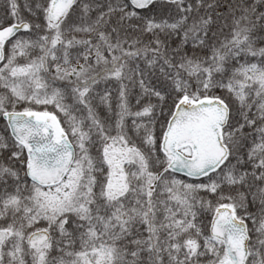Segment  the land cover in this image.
<instances>
[{
	"label": "snow or ice",
	"instance_id": "snow-or-ice-1",
	"mask_svg": "<svg viewBox=\"0 0 264 264\" xmlns=\"http://www.w3.org/2000/svg\"><path fill=\"white\" fill-rule=\"evenodd\" d=\"M0 121V264H264V0H0Z\"/></svg>",
	"mask_w": 264,
	"mask_h": 264
},
{
	"label": "trees",
	"instance_id": "trees-1",
	"mask_svg": "<svg viewBox=\"0 0 264 264\" xmlns=\"http://www.w3.org/2000/svg\"><path fill=\"white\" fill-rule=\"evenodd\" d=\"M111 87L113 88V95H115V89H116V85L112 84ZM50 111H56L54 108H52L51 106L49 107ZM57 115H60L59 112H57ZM101 115H103V112H101ZM2 121H0V131H2ZM181 178H183V176L181 175ZM249 227H251V224H249Z\"/></svg>",
	"mask_w": 264,
	"mask_h": 264
}]
</instances>
